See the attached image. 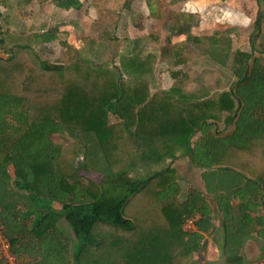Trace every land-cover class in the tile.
Returning <instances> with one entry per match:
<instances>
[{"label":"trees","instance_id":"16d2710c","mask_svg":"<svg viewBox=\"0 0 264 264\" xmlns=\"http://www.w3.org/2000/svg\"><path fill=\"white\" fill-rule=\"evenodd\" d=\"M132 2H123L126 12ZM52 3L65 11L83 7L80 0ZM260 23L258 12L256 30ZM181 26H170L166 40L186 34L183 43L222 41L192 38ZM55 39L51 31L0 29V235L15 258L23 264H189L210 233L212 210L195 189L176 201L174 163L181 158L227 174L207 189L223 194V249L237 253L258 202L245 194L242 178L264 192V36L259 48L250 37V52L230 56L235 81L229 89L200 87L188 95L177 88L154 92L159 80L151 52L126 56L120 67L80 57L54 64L35 47ZM123 72L135 76L125 80ZM54 135L69 139L55 142ZM142 193L146 206L155 205L147 215L134 209L139 199L129 207ZM238 195L241 203L233 204ZM186 218L195 219V231H182Z\"/></svg>","mask_w":264,"mask_h":264},{"label":"rangeland","instance_id":"374dc122","mask_svg":"<svg viewBox=\"0 0 264 264\" xmlns=\"http://www.w3.org/2000/svg\"><path fill=\"white\" fill-rule=\"evenodd\" d=\"M6 1V10L9 6L17 9L27 30L24 33L47 34L51 31L56 35V39L46 46L35 47L36 52L50 63L68 65L80 57L106 63L109 67H120L123 62H128L122 59L126 56L153 53L155 57H150V68L159 80L154 92L177 88L178 94L188 95L200 87L208 93L229 89L235 81L230 70V56L237 49L250 52V37L259 48L260 37L264 36V0L260 1V7L256 0H132L128 12L122 7L125 0H80L83 7L78 11L57 8L52 0H29L27 5L23 4L25 0ZM258 12L261 23L260 29L256 30L254 23ZM7 20L12 23L16 19ZM0 23L5 22L0 19ZM183 24L192 38L218 35L222 41L215 46L191 40L183 43L186 34L174 35L167 41L170 26ZM226 38L230 40L229 45ZM182 43L181 49L179 44ZM164 49L168 52L161 54ZM174 52L180 55L174 57ZM253 54L258 56V53ZM172 72L177 73L178 78H171ZM123 75L125 80L135 76L127 72ZM222 128L219 123L218 129ZM51 139L63 142L69 137L54 135ZM81 154L77 157V165L81 164ZM182 159L174 163V170L176 165L179 173H184V169L187 171ZM85 175L95 182L101 178L93 172ZM145 197L144 193L137 196L129 207L139 199L140 206L134 209L147 215L146 211L154 210L155 205L146 206V201L142 202Z\"/></svg>","mask_w":264,"mask_h":264},{"label":"crops","instance_id":"0c3cea01","mask_svg":"<svg viewBox=\"0 0 264 264\" xmlns=\"http://www.w3.org/2000/svg\"><path fill=\"white\" fill-rule=\"evenodd\" d=\"M7 2L8 1L6 0H0V19H3L5 22L3 25L0 23V29L6 30L7 28L9 31L17 33L27 31L21 23V17L17 15V9H10V6L8 7V10L4 8L7 7ZM28 3H30L29 0L23 1V4L25 5ZM20 12L21 11H19V13ZM9 18L16 20L9 23L7 20ZM6 22H8V24ZM220 131L223 135L228 133V131H224V128ZM179 160L183 159L181 158ZM184 160L185 164H183L187 168V171L184 169V173L183 171L179 173V170L175 165V174L177 185L179 187V192L175 197L176 201H184L188 192L191 189H195L205 196L206 201L212 210V228L210 233L204 235L202 249L194 254L193 259L189 264H264V225H261V222H264V192L262 189L251 178L246 176L242 178L240 184L241 187H243L245 194H247L249 198L257 197L256 199L258 202H255V200L252 203L253 209L250 211V217L253 222L250 224L248 234L240 243L238 252L232 253L229 251L225 255L223 249V216L218 208L219 198L223 194L220 192L208 193L207 185H209V189L212 190V184L214 180H216V177H226L227 174L219 172L217 174H212L208 171L210 168H207V163H204L202 167H200L199 165L191 163L188 158H184ZM13 171L14 167L13 165H10L9 173H13ZM240 198L241 196L239 195L235 197L232 200L233 204L241 203ZM59 225L65 233L71 235L66 224L60 222Z\"/></svg>","mask_w":264,"mask_h":264},{"label":"built area","instance_id":"2783aa9c","mask_svg":"<svg viewBox=\"0 0 264 264\" xmlns=\"http://www.w3.org/2000/svg\"><path fill=\"white\" fill-rule=\"evenodd\" d=\"M194 221V218H186L182 224V231L184 233H191L195 231ZM0 238V260L2 264H23V262L17 260L10 252L9 245L4 242L1 235Z\"/></svg>","mask_w":264,"mask_h":264}]
</instances>
